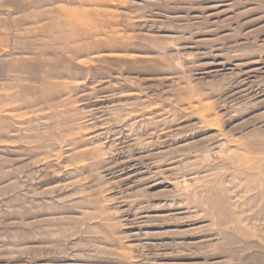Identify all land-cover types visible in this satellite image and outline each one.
I'll list each match as a JSON object with an SVG mask.
<instances>
[{"label": "rangeland", "instance_id": "rangeland-1", "mask_svg": "<svg viewBox=\"0 0 264 264\" xmlns=\"http://www.w3.org/2000/svg\"><path fill=\"white\" fill-rule=\"evenodd\" d=\"M0 264H264V0H0Z\"/></svg>", "mask_w": 264, "mask_h": 264}]
</instances>
